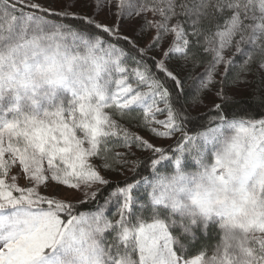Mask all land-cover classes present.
Masks as SVG:
<instances>
[{"label": "snow or ice", "instance_id": "snow-or-ice-1", "mask_svg": "<svg viewBox=\"0 0 264 264\" xmlns=\"http://www.w3.org/2000/svg\"><path fill=\"white\" fill-rule=\"evenodd\" d=\"M242 91L264 0H0V264H264Z\"/></svg>", "mask_w": 264, "mask_h": 264}, {"label": "trees", "instance_id": "trees-1", "mask_svg": "<svg viewBox=\"0 0 264 264\" xmlns=\"http://www.w3.org/2000/svg\"><path fill=\"white\" fill-rule=\"evenodd\" d=\"M123 31L125 33L130 34L132 32V28H128L127 30H123ZM246 96H247V94L244 96L238 97V107H237L236 111L239 112L242 109H246L249 111V113L251 115H254V116L257 113L264 112V108H260L259 106L254 104L252 101L248 100L246 98ZM200 111H203V109H200ZM193 115H195V113H193ZM205 120H206V117H197L195 120H192L191 122H189L188 127L193 129V130H196L200 125L204 124ZM144 174H147V172H144ZM110 179H112L115 182L117 180H122L123 177L118 178V179H116V178H110ZM113 211H114V209H113ZM109 215H110V213H109ZM207 243L213 244V243H215V239L214 238L208 239ZM209 254H210V252H209Z\"/></svg>", "mask_w": 264, "mask_h": 264}, {"label": "rangeland", "instance_id": "rangeland-1", "mask_svg": "<svg viewBox=\"0 0 264 264\" xmlns=\"http://www.w3.org/2000/svg\"><path fill=\"white\" fill-rule=\"evenodd\" d=\"M42 2H44V3H51L52 2V0H42ZM81 11H87V9H81ZM100 19H103V17H100ZM128 28H132V26L131 25H128V24H124V25H122V29L123 30H127ZM247 93L246 92H240L239 94H238V97H241V96H244V95H246ZM167 143V142H166ZM126 174V173H125ZM121 177H123V176H120V175H115V176H110L109 178H116V179H118V178H121Z\"/></svg>", "mask_w": 264, "mask_h": 264}]
</instances>
